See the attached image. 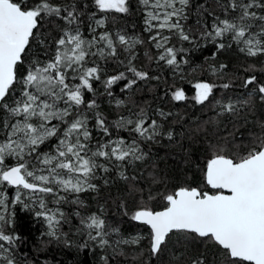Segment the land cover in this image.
<instances>
[{
  "label": "trees",
  "instance_id": "trees-1",
  "mask_svg": "<svg viewBox=\"0 0 264 264\" xmlns=\"http://www.w3.org/2000/svg\"><path fill=\"white\" fill-rule=\"evenodd\" d=\"M228 2L189 0L184 9L187 18L183 19L182 25L190 40L181 39L175 31H162L163 36L169 37L166 47H173L177 55V63L168 65L166 61L158 59L163 49H157L155 42L150 40L152 33L146 31V10L139 0H128L129 10L125 13L101 11L95 0H52L62 9L74 11L77 19L72 24L60 17L40 20L38 39L30 42L24 63L18 66L20 72L35 59L47 61L51 58L55 53L54 41L64 30L75 33L78 29L85 41L108 34L114 41L117 55L109 56L108 50H105V56L97 54L86 57L85 66L97 67L100 79L94 81V91H85V103L79 106L74 115L85 119L87 130L91 133L87 141L89 155L98 145L123 139L127 144L136 141L138 154H142L143 159L133 160L130 157L120 162L114 158L96 157L97 165L103 167L94 170L92 182L96 185L95 189L80 193L59 190L53 198H50L52 194L38 193L32 201L16 203L12 209L11 224L7 222L2 227L5 234L13 237L12 243L2 242L10 249L14 264H170L176 258L173 253L180 255L176 252L180 246L174 247L173 242H169L168 249L160 255H151L149 229L131 219L135 210L145 203L149 208L161 210L163 194H171L180 187L215 191L206 186L204 180L207 161L214 154L239 158L262 134L264 101L252 92L254 86L244 88L242 84L243 79L250 76L264 83V54L248 56L241 52L239 49L243 45L238 46L233 42L230 34L216 41L204 35L211 31L216 17L230 20L238 17L239 13L231 9L225 12L223 6ZM256 11L260 14L259 9ZM63 15L66 12H62ZM99 20L104 21L103 26L98 25ZM251 23L250 31L259 32L258 22ZM119 35H124L130 41H142L135 43L131 50V65L130 53L119 43ZM40 39L45 40L43 46L39 43ZM219 42L231 46L218 51ZM103 45V41H100L90 51L96 52ZM221 64L227 65V68L221 69ZM129 66L146 72L148 77L144 80L135 78L127 71ZM121 72L127 79L106 89L105 81ZM128 79H136V83L125 88ZM76 82L73 81V84ZM200 82L216 85L204 104L195 100V84ZM225 83L230 84L228 89L222 87ZM176 90L184 91L185 99L174 100ZM250 93L252 103L243 107L238 104L239 114L218 115L217 100L243 101L249 98ZM92 101H95V106L89 108L87 105ZM59 106L63 107V104ZM161 111L163 116L160 115ZM98 117L105 120L107 134L98 126ZM141 117L149 123L152 120L157 122L156 131L160 134L154 139L148 140L132 131ZM6 119L7 113L0 111V140L4 139L2 124ZM128 120L133 124H128ZM57 142V138L53 137L37 151L51 154ZM27 159L31 160L32 157ZM9 163H15V160L10 158ZM13 188L9 186L8 190ZM132 188L135 191H131ZM149 192L155 199H147ZM41 199L46 205L45 209L40 208ZM38 212L56 216L57 212H62L55 235L48 234L47 218L37 215ZM92 215L105 222L107 235L104 239L108 240L107 245L100 246L99 238H90L89 232L95 235L98 231L86 227L87 218ZM137 236L142 237L138 244L122 242L131 241ZM187 248L191 256L205 252L209 264L213 260L220 264L223 259L217 249L199 241L192 242Z\"/></svg>",
  "mask_w": 264,
  "mask_h": 264
},
{
  "label": "snow or ice",
  "instance_id": "snow-or-ice-1",
  "mask_svg": "<svg viewBox=\"0 0 264 264\" xmlns=\"http://www.w3.org/2000/svg\"><path fill=\"white\" fill-rule=\"evenodd\" d=\"M139 2L146 10V31L157 29L150 40L155 42L157 49H163L158 59L166 61L168 65L176 64V50L166 47L169 37L161 35L160 30L175 31L181 39L190 40L180 23V19L187 18L184 8L188 6L189 0H178L182 6L180 8L176 7L177 0ZM95 4L101 11L125 13L129 10L128 0H95ZM223 7L226 13L228 9L238 12V17L231 20L216 17L211 31L204 35L216 41L230 34L233 42L238 46L243 45L239 49L241 52L248 56L264 54V0H229ZM256 9L260 10V14ZM62 12H66V15L61 16ZM45 17H60L68 24L77 19L74 11L62 9L52 0H0V111L7 113L8 117L2 124L4 139L0 140V185L44 194H54L56 188L79 193L86 190L85 185L90 189L96 188L89 180L94 170L103 165H97L94 158H114L125 162L130 157L141 160L143 155L138 154L136 141L127 144L123 139L98 145L89 155L87 141L91 133L87 130L85 119L74 115L79 106L85 103V91H94V81L100 79L97 67L85 66L86 57L97 54L105 56V48L108 49L107 55H117L114 41L108 34L85 41L78 29L75 33L64 30L54 41L55 53L51 58L47 61L35 59L20 72L18 66L24 63V56L31 47L30 42L38 39L39 22ZM252 21L258 22L259 32L250 31ZM98 24H102V21H98ZM100 41L106 44L97 48L96 52H91L90 49ZM118 41L129 51L131 65V50L135 43L142 41H130L124 35H119ZM39 43L43 46L45 40L40 39ZM226 46L231 45L219 42L217 50ZM220 68L226 69L227 65L221 64ZM127 71L140 80L148 77L146 72L137 71L132 66ZM122 79H127L123 72L111 76L105 81L106 89ZM73 81L78 82L73 84ZM135 83L136 79H128L125 88ZM249 86H254L252 92L264 101V83L250 76L244 78L242 84L244 88ZM215 87L207 82L196 83V102L204 104L208 101ZM222 87L228 89L230 84L225 83ZM173 99H185L184 91L176 90ZM251 103V93L243 101L217 100L216 105L220 110L218 115L239 114L240 107ZM61 104L63 107L59 106ZM87 106L94 107L95 101ZM160 115L164 113L161 111ZM97 123L107 134L105 120L98 117ZM127 123L133 124V121L128 120ZM157 127L155 120L149 123L141 117L135 122L132 131L152 140L160 134L156 131ZM261 129L262 134L255 138L253 145L239 158L214 154L207 161L204 180L206 186L215 191L210 193L196 187H180L171 194H163L161 210L149 208L146 203L135 210L131 219L149 229L151 255H160L168 249L169 242H173L174 247L180 246L176 249L180 255L173 253L176 258L170 264H209L205 252L188 255L187 246L199 241L218 250L223 257L220 264H264V123ZM53 137L58 141L55 151L51 154L39 153V147ZM10 158L15 163L10 164ZM104 170L107 171L106 168ZM130 190L135 191L134 188ZM147 199L155 197L149 192ZM16 200H20L19 193ZM4 204V199L0 198V206ZM40 208H46L43 199L40 200ZM37 215H45L52 227L54 216L47 215V212H38ZM0 222L7 223L5 216L0 215ZM104 224L95 215L89 216L86 222L88 229L98 230L95 235L89 232V236L92 240L99 238L100 246L109 243L104 239L107 235ZM55 234L54 231L50 233ZM141 239L137 236L131 241L122 242L138 244ZM0 241L12 243L13 237L0 230ZM7 264L14 262L9 259ZM211 264H216V261L213 260Z\"/></svg>",
  "mask_w": 264,
  "mask_h": 264
},
{
  "label": "rangeland",
  "instance_id": "rangeland-1",
  "mask_svg": "<svg viewBox=\"0 0 264 264\" xmlns=\"http://www.w3.org/2000/svg\"><path fill=\"white\" fill-rule=\"evenodd\" d=\"M176 7H178V8L182 7L181 5H179L178 0H177ZM169 11H170V9H169ZM99 21H102V24H98V25L99 26H103L104 21L103 20H99ZM182 21H183V19H180V23L181 24H182ZM164 30H168V29L160 30L161 31V35H163L162 31H164ZM156 31H157V29H153L150 33H152V35H155ZM103 43H104V45L106 44V42H104V41H103ZM100 47H102V46H100ZM105 50H108V49L105 48ZM54 123H58L59 124L58 121H55ZM38 167L43 168L44 166L38 165ZM44 174H46V173H44ZM74 175L75 174H73V176ZM65 178H67V176ZM89 182L91 184H93L92 178H90ZM52 186L56 187L55 185H52ZM8 187L9 186H6V185H0V198H3L4 201H5V204L3 206H0V215L5 216L6 221L11 224L12 217H13V211H12L13 206L16 203L23 202L25 200L32 201L33 198L36 195L38 196L39 194H38V192H31L29 190H25V189H22V188L21 189L13 188L11 191H9ZM85 188H86V190L90 189V188H87V185H85ZM59 190L64 191L62 188H56V192H55L56 194L55 193L52 194L50 198H53L54 196H56ZM65 192H70V191H65ZM18 193L20 195V200L19 201L16 200V196H17ZM71 193H75V192H71ZM59 195H58V197H59ZM57 213H58L57 216H56V214H51V216H54V220L52 222V227L49 226V221L47 219V222H48L47 223L48 224L47 225V229H48L47 232H48V234L52 233L53 231L56 232V230L58 228V223L61 221V216L60 215H61L62 212H57ZM4 224H5L4 222H0V230H2V231H4V229L2 228L4 226ZM0 245H3V247H0V263L1 264H7L8 260L11 259L10 258V256H11L10 255L11 254L10 249L2 241H0Z\"/></svg>",
  "mask_w": 264,
  "mask_h": 264
},
{
  "label": "water",
  "instance_id": "water-1",
  "mask_svg": "<svg viewBox=\"0 0 264 264\" xmlns=\"http://www.w3.org/2000/svg\"><path fill=\"white\" fill-rule=\"evenodd\" d=\"M11 187H13V186H11ZM210 187V186H209ZM15 188V187H14ZM197 188V187H196ZM213 190V189H212ZM30 191V190H29ZM208 192H210V191H208ZM211 193V192H210ZM138 222V221H137ZM138 223H141V222H138Z\"/></svg>",
  "mask_w": 264,
  "mask_h": 264
}]
</instances>
